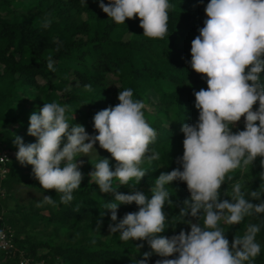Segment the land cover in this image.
Wrapping results in <instances>:
<instances>
[{"label":"trees","instance_id":"16d2710c","mask_svg":"<svg viewBox=\"0 0 264 264\" xmlns=\"http://www.w3.org/2000/svg\"><path fill=\"white\" fill-rule=\"evenodd\" d=\"M208 2L169 0L173 8L168 13L166 35L148 38L143 35L138 17L116 24L94 0H87V4L82 0H0L2 145L16 153L15 136L22 137L26 144L36 142L35 137L27 134L29 117L44 103L51 102L68 105L69 124L82 125L87 133L97 135L94 115L117 105L119 91L131 88L133 98L145 105L142 111L146 121L157 132L156 141L149 147L158 151L161 159L141 165L147 173L139 184L135 180L125 186L115 180L113 184L124 194L135 185L136 190L150 199V188L162 172L183 170L178 163L184 151L181 127L184 123L198 121L199 111L194 106L193 93L202 88L206 90L207 83L191 68L190 50L192 40L199 35L207 19L204 9ZM47 13L52 15V24L43 28L42 20ZM49 58L54 71L47 67ZM261 80L264 82V73H261ZM85 85H91V90H85ZM153 98L156 99L154 111L148 112L146 105L151 104ZM12 124L17 126L10 127ZM241 130H244L243 117L232 128L233 132ZM98 155L108 158L115 170L117 162L110 153L104 150ZM260 159L257 157L253 165L228 174L232 179L226 177L221 186L222 200H231L232 186L238 181L245 186L242 191L246 193L255 190L264 193V186H261L264 181L260 179L264 168ZM91 163H95V159L83 164L84 179L68 204L60 202L55 190L45 191L33 177L32 166L21 165L16 155L5 163L7 172L0 177V211H3L0 223L11 227L15 245V253L6 254L9 256L7 264H18L20 252L29 259L28 264H136L144 252L152 251L146 241L125 242L120 240L118 233L109 232L108 225L112 221L105 204L113 202L114 196L101 193L89 177L88 173L94 171ZM20 186L30 188L36 195L20 201L17 195ZM166 188L172 203L165 202V231L157 235L170 238L181 229L190 232L189 225L181 222L178 215L182 202L190 198V193L186 183L179 180ZM43 195L53 197L56 206L37 207ZM245 198L251 197L246 194ZM10 200L14 201L12 206L8 205ZM135 211L138 206L134 202L118 205L117 222L126 213ZM102 216V223L98 224ZM185 220L198 222L191 216ZM199 222L203 224V217ZM249 223L261 225L256 236L261 253L254 264H264V213L246 216L236 225L221 222L220 227L231 243L235 235L244 234ZM36 229L44 234H38ZM45 229L49 230L43 232ZM141 243L144 247L138 250L136 245ZM175 255L178 254L168 258H175ZM159 259L163 258L153 253L148 264H155Z\"/></svg>","mask_w":264,"mask_h":264},{"label":"clouds","instance_id":"9594fccd","mask_svg":"<svg viewBox=\"0 0 264 264\" xmlns=\"http://www.w3.org/2000/svg\"><path fill=\"white\" fill-rule=\"evenodd\" d=\"M82 2L87 4V0ZM94 2L116 24L138 17L145 37L163 38L168 31V13L173 8L169 0ZM204 10L207 19L192 40L190 50L191 68L207 83L206 90L202 88L193 93L198 121L181 127L184 151L178 163L183 170L162 172L150 188V199L136 190L135 185L124 194L113 184L114 180L120 186L132 180L139 184L147 173L141 165L161 159V154L149 147L156 141L157 132L146 121L142 111L145 105L133 98L131 88L119 91L117 105L94 115L97 135H90L82 125L69 124L68 105L51 102L44 103L29 117L27 134L35 137L36 142L26 144L20 136L13 139L17 161L31 165L32 175L41 187L45 191L55 190L63 204L74 199L73 192L84 179L81 168L85 162L78 157L87 156L89 162L95 159L91 163L94 171L88 173L89 177L101 193L114 196L113 202L105 204L112 221L109 232L118 233L125 242L146 241L152 250L144 252L136 264H148L153 253L163 258L155 264H254L261 253V245L256 240L260 224L249 223L244 234L235 235L230 243L220 223L236 225L246 216L264 213V193L258 190L246 193L239 181L232 186L231 200H222L220 190L226 177L232 179L229 173L253 165L257 157L261 158L264 168V82L261 80L264 0H209ZM51 24L52 15L47 13L42 27L48 28ZM47 67L54 71L51 58ZM84 87L91 90V85ZM257 103L258 108L254 109ZM242 117L244 130L233 132L232 128ZM97 142L117 162L115 170L108 158L98 155L94 147ZM260 179L264 181V172ZM176 180L185 182L190 193L178 214L181 222L189 225L190 232L181 229L170 238L159 236L165 231V202L172 203L166 185ZM246 194L251 198L246 199ZM133 202L138 211L126 213L117 222L118 205ZM44 204L56 206V201L43 195L37 207ZM103 216L98 224L102 223ZM188 216L198 222L186 221ZM201 217L203 224L199 222ZM143 247V243L136 245L138 250ZM174 254L178 255L168 258Z\"/></svg>","mask_w":264,"mask_h":264},{"label":"built area","instance_id":"2783aa9c","mask_svg":"<svg viewBox=\"0 0 264 264\" xmlns=\"http://www.w3.org/2000/svg\"><path fill=\"white\" fill-rule=\"evenodd\" d=\"M0 177L5 176L6 168L5 163L8 161V155L5 150L0 152ZM2 216L0 215V221H2ZM0 250L5 254H14L15 245L13 241V233L11 228L8 225H5L3 222L0 223ZM29 259L26 258L22 252H20L19 264H28Z\"/></svg>","mask_w":264,"mask_h":264},{"label":"rangeland","instance_id":"374dc122","mask_svg":"<svg viewBox=\"0 0 264 264\" xmlns=\"http://www.w3.org/2000/svg\"><path fill=\"white\" fill-rule=\"evenodd\" d=\"M156 104V99H154L153 98V102L151 103V104H147L146 105V109L148 110V112H152V111H154V108H155V105ZM17 126V124H12L10 127H16ZM5 145V144H4ZM63 147V146H62ZM95 147V149H96V151H97V153L99 154V153H102L103 151H104V149H102V148H100V146H99V143L97 142V144L94 146ZM2 150H5L6 152H7V155H8V161H9V159L12 157V156H14L15 155V153L13 152V151H11V150H9L6 146H3L2 145V143H1V141H0V152L2 151ZM9 153V154H8ZM85 159H89V157H87V156H81V159H79V160H83L85 163H86V161L87 160H85ZM7 161V162H8ZM6 172H7V169H6ZM6 172H5V174H6ZM24 187H22V186H20V187H18V193H17V195H18V198H19V200L20 201H22L23 202V199L24 200H28L29 199V196H33V195H36V193H34V191H32L30 188H25V189H23ZM3 193V192H2ZM1 193V194H2ZM13 203H14V201L13 200H10L9 201V206H12L13 205ZM1 213H3V211L1 210L0 211ZM5 212V211H4ZM45 212V211H44ZM5 219V218H4ZM11 228V227H10ZM38 229V228H37ZM35 230V231H37V233L38 234H44V233H42V232H40V231H38V230ZM47 230H49V229H47ZM47 230L45 229V230H42L43 232H47ZM7 257V258H6ZM7 259H9V256H7L5 253H2V251H0V264H7ZM18 264H19V261H18Z\"/></svg>","mask_w":264,"mask_h":264}]
</instances>
